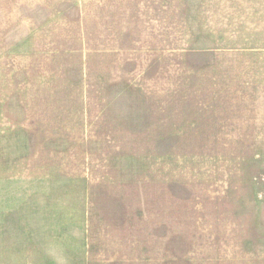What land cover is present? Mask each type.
Masks as SVG:
<instances>
[{
	"label": "rangeland",
	"instance_id": "1",
	"mask_svg": "<svg viewBox=\"0 0 264 264\" xmlns=\"http://www.w3.org/2000/svg\"><path fill=\"white\" fill-rule=\"evenodd\" d=\"M0 264H264V0H0Z\"/></svg>",
	"mask_w": 264,
	"mask_h": 264
}]
</instances>
